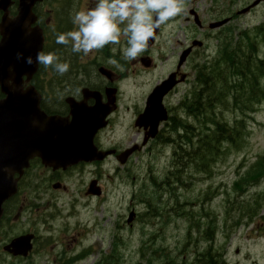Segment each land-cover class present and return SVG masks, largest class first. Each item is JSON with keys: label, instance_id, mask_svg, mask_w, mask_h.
Masks as SVG:
<instances>
[{"label": "rangeland", "instance_id": "1", "mask_svg": "<svg viewBox=\"0 0 264 264\" xmlns=\"http://www.w3.org/2000/svg\"><path fill=\"white\" fill-rule=\"evenodd\" d=\"M226 1V0H223ZM216 2L214 0H203L198 4L200 10L203 12L205 15H210L218 12H223L225 13L227 11V8L233 7L234 4H224L222 1L220 4H215ZM190 4H186V8L189 9ZM242 4L237 7L235 5V9L232 10V12H235L241 8ZM194 7H197V4H194ZM264 21V7H261L254 11L253 13H247L245 15H241L237 20L231 23V26L235 27L238 30H245L246 28H249V26L259 24ZM208 23V22H207ZM180 30L181 32L177 34L176 32V37L173 38L171 41H165L163 47L168 51L167 55L169 56H174L176 55V46L178 42L180 43H185V37H184V31L183 27L187 26V22L185 20H181L179 22ZM217 30L212 31V35L217 34ZM207 38H212L211 35H205ZM178 38V39H177ZM188 40V39H187ZM217 44L218 41L214 40H207V46L204 48V53L206 54H211L210 52H215L217 49ZM73 56H66L65 61L70 63L71 66V58ZM72 73L75 72L74 67H71ZM166 74V71L163 70L159 72H152L148 78L144 79L143 81V86L141 88V94H140V100L143 98L144 93L146 92L147 88L151 87L154 85L159 76L161 77ZM89 77V80L93 83H96L97 79L93 77V71L92 73L89 72L87 74ZM81 77V76H80ZM72 78V77H71ZM148 82V84L145 85V83ZM137 84L140 86V81L137 82ZM131 95V93H129ZM128 98V97H127ZM126 117L128 118V114H125ZM121 117L123 115L121 114ZM124 121V127L126 125V118L123 119ZM249 129L245 137V143L244 146L241 150L239 151H234L229 154L228 160L226 158L223 160H220L215 167H211L210 170L211 172L207 175H201L195 171V169L191 166L188 167V172L190 173L191 177H195L193 179L195 180H189V185L188 189H183L180 190L179 193L181 195H188L189 201H197L198 198L201 197L199 194L202 192H206V190H211L212 193L214 192H219L216 197L214 198L213 201H206L205 207L210 210L213 213L219 214V221L222 223L223 216L225 214V209L228 205H230L233 201H254V199L257 197L258 192H262L263 198H264V181L261 182L259 185L255 187H251L248 192L245 195L238 196V194L232 192L233 188V182L237 180L240 177V174L244 173L247 171L250 167V165L255 162L256 158L260 155H264V106L259 110V112L254 115V119L251 120L249 123ZM124 128H122L120 131L123 132ZM130 132L128 140H126L127 143L133 141L135 139L136 132L133 128H131L129 131L126 133ZM112 138H118L117 134L115 137H109V139ZM171 147H159V151H157L156 154L153 155L152 163H153V168L154 171H156V176L158 177H164L167 169L170 166L171 162ZM225 153H228L227 150ZM146 156V155H145ZM142 160L144 164L142 166H134L129 168L130 171H126L128 175L126 176L125 174L119 175L118 178H125L129 177V179L125 180L126 183L131 181V176L129 175L130 173L132 174L133 177H142L143 175H147L146 172V164H148L149 158L145 157ZM141 155L137 156L135 159L140 158ZM224 162V163H223ZM241 167V168H238ZM249 167V168H248ZM248 168V169H247ZM96 168L95 167H90V168H84L82 171H74L73 172V177H74V184H73V193L69 192L64 195L63 197V206L62 208L67 209V211H62L60 217H49L45 225L43 223L38 222V212H35L34 218H32L31 221H27L28 224H26L23 220H21V224L16 226V232L25 230V229H35L38 230L39 233L42 235V237L48 236V232L52 227H55L56 229H59L60 226H63L64 230H67L65 233H62L63 230H60L59 232H53L55 237L58 239L61 236V242L65 243L64 246H60L59 250L63 251L64 253L70 255L71 252H74L76 249L81 248L77 246V243H75V239L77 238V231L76 228L77 226H83V225H91L94 221H102L105 220L107 217L110 218V215L104 211L106 207L108 206L107 202H103V199L101 200H93V202L90 199H87L83 196V193H79L82 191L83 186L85 182L90 180L93 175L96 173ZM114 170V169H113ZM113 170L110 169V173H113ZM108 167H104L102 169V178H103V184L107 186V190L112 193L111 196V205L109 206V210L111 209V214H113V218H115L114 214L117 212L119 216L125 215L123 212V208L125 207V204H129L131 201H136L134 197L131 195L132 191L134 190H129V185L123 184V186H119L120 191H116L113 189V184H111L110 180H108ZM116 182H119L116 177ZM136 184L140 185V180H137ZM135 186V185H134ZM141 186V185H140ZM162 188V187H161ZM149 189V188H148ZM216 190V191H215ZM218 190V191H217ZM127 191V193H126ZM114 192H120V195L122 196L123 199L120 200V204L118 205V209L114 210V206L117 204V197L113 195ZM41 199L39 204L42 206L40 209V213L44 211V204L47 202V196L42 195L41 192L39 193ZM76 196V198H75ZM76 199V203H73V201ZM131 200V201H130ZM169 198L166 196L164 197V202L167 203ZM178 202V201H177ZM176 202V203H177ZM73 203V204H72ZM143 203V202H141ZM264 205V200L262 201ZM46 206V205H45ZM200 204L196 203V206L193 204L188 205V210L191 212H196L198 213L200 211L199 208ZM101 207V208H100ZM232 207V206H230ZM48 212H51V209H54L53 205L46 206ZM144 208V206L141 204L136 208L138 211L139 209ZM229 208V206H228ZM160 211L156 218L152 220L150 226L153 231H157L159 234V237L156 240L161 243L166 242V248H168L171 253L175 254H180L186 250V247H184V244L188 243V237L189 234L193 235V232L195 230H190L189 228V221L186 216H179L178 210L172 209V205L169 203L168 206H160L159 207ZM108 211V209H106ZM99 211V212H97ZM109 212V211H108ZM67 213H71L69 216H67ZM171 213L169 219H167V215ZM264 213V211H262ZM153 223V224H152ZM69 224V225H68ZM68 225V226H67ZM105 226L107 229H113V222L110 221L108 222L107 226L104 225L101 222V227ZM189 228V233L187 235ZM141 231L140 224L137 225L135 228V233ZM18 234V233H17ZM133 248H131L127 252V264H135L140 260V255L137 253L138 249H140V244L136 243V245L131 244ZM40 248V244L37 245V249ZM104 250H107L104 249ZM51 253V252H50ZM45 256L39 257L40 255L36 252L33 256V262L36 264H51L50 261H53L55 259V256ZM98 256L93 255V261L89 260L86 264H92L94 260L98 259ZM184 258V256H183ZM183 260L181 259L182 262ZM10 264H29L28 262L22 261L20 262L19 260L14 261L13 263Z\"/></svg>", "mask_w": 264, "mask_h": 264}, {"label": "water", "instance_id": "2", "mask_svg": "<svg viewBox=\"0 0 264 264\" xmlns=\"http://www.w3.org/2000/svg\"><path fill=\"white\" fill-rule=\"evenodd\" d=\"M9 42L6 40L4 44ZM28 48L33 46L30 44ZM160 100L161 97L157 102L150 103L147 116L153 110L160 109ZM4 104L0 117V186L10 181L11 191L13 187L15 191L17 180L13 182L14 174L22 176L30 160L36 156L42 157L45 164L55 168H67L81 161L104 157L98 154L93 140L97 131L104 126L106 114L99 116L95 114L96 110L85 113L79 106L75 108L73 121L69 122L67 119L48 117L39 109L38 102L31 98L12 97ZM9 105L13 110L9 109ZM1 193L0 206L7 197V194ZM22 245L17 244L16 249L25 250L26 253L30 247L25 249L20 247Z\"/></svg>", "mask_w": 264, "mask_h": 264}, {"label": "clouds", "instance_id": "3", "mask_svg": "<svg viewBox=\"0 0 264 264\" xmlns=\"http://www.w3.org/2000/svg\"><path fill=\"white\" fill-rule=\"evenodd\" d=\"M182 8V0H95L94 7L70 14L73 30L57 33L55 43L85 57L106 46L121 45V59L132 62L147 50L155 31L178 16ZM122 39L126 46L121 44ZM17 59H23L28 66L51 67L60 76L70 71L69 62L43 50L34 58L17 53ZM9 71L14 73L15 68L10 67ZM6 83L13 91H26L23 82L17 85L14 77Z\"/></svg>", "mask_w": 264, "mask_h": 264}, {"label": "flooded vegetation", "instance_id": "4", "mask_svg": "<svg viewBox=\"0 0 264 264\" xmlns=\"http://www.w3.org/2000/svg\"><path fill=\"white\" fill-rule=\"evenodd\" d=\"M63 58L68 56L67 48L64 47ZM96 62H90V64H95ZM78 61L76 67L78 68ZM71 67L75 68V62L71 63ZM70 86L68 89H73L77 87V82L72 81L67 77V81ZM57 94L63 92L57 83ZM102 93L105 88H95ZM80 94V91H79ZM76 99H80V96L72 94ZM1 98V96H0ZM89 105L93 104V100H89ZM64 110L61 111L62 114L69 113V106L64 102L61 104ZM66 114V115H67ZM43 169V176L39 178L40 184L46 192L50 189L54 182H62L63 172L54 171L51 168H47L44 165L41 167ZM48 174V177L46 176ZM30 179L29 174L23 178L21 181L20 192L17 196L11 197L4 203V216L0 222V230L4 232L0 233V248L3 249L5 244L9 242L8 235L11 225L14 223L16 216V208L18 206L19 211L23 210L24 203L28 201V192L26 190L31 189V186H26V181ZM65 189V187H63ZM198 235L193 237L190 235L188 240V246L191 250L192 256L190 260L192 264H264V223L261 219H256L252 224L244 225L242 228L236 229L232 226H226L219 228L218 226H201L198 230ZM77 238L75 241L77 245L83 244V239ZM0 255L5 257L4 252H0Z\"/></svg>", "mask_w": 264, "mask_h": 264}, {"label": "trees", "instance_id": "5", "mask_svg": "<svg viewBox=\"0 0 264 264\" xmlns=\"http://www.w3.org/2000/svg\"><path fill=\"white\" fill-rule=\"evenodd\" d=\"M260 37L264 41V31L261 33ZM250 40L245 38V41L249 45H251V46H248L246 50L237 48L236 51L235 50L233 51L234 52L233 54L229 53L228 55L225 56L224 60H226V64L228 66H225L223 70H219V71L214 70V72L213 70L210 71V73L208 74L209 77L205 81L207 90L214 88L215 86H217L219 82H222V80H223V83L227 84V81L223 79L221 74H225L228 76H232L233 74H236L238 79L245 80V81L248 80V78L252 76L260 74V70H263L262 61L258 59V52L256 50V44ZM71 76H72V71H71V66H70V71L67 74H65L63 77L67 78ZM250 79L252 81V78ZM252 83H254L253 91H256V88H258L257 79H254ZM228 89L230 93L233 94L235 102L236 101L238 102L239 95H241L240 98L243 97L242 94L245 90L249 92V87H244L243 85L242 87H237V88L236 87L234 88L233 86H231V87H228ZM250 95L253 96L251 92H250ZM214 96H217V95H214ZM214 96L207 95V97L204 98V97H201V93H199L198 96L196 97L197 99H195L189 107H186V110L189 113V115H192L195 117L204 116L205 109H208V110L211 109V106H208L209 105L208 103L212 101L211 98ZM177 127H175L174 130H177ZM179 127H186V126L180 124ZM206 150H209V148L207 147L204 149V151ZM261 168L262 169L259 172L255 173L254 175H252L251 178H257L259 175L260 176L264 175V165H262Z\"/></svg>", "mask_w": 264, "mask_h": 264}]
</instances>
